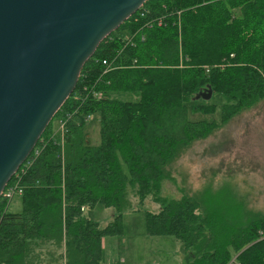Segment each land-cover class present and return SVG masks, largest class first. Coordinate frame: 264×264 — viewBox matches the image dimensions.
<instances>
[{
  "label": "trees",
  "instance_id": "trees-1",
  "mask_svg": "<svg viewBox=\"0 0 264 264\" xmlns=\"http://www.w3.org/2000/svg\"><path fill=\"white\" fill-rule=\"evenodd\" d=\"M208 87L211 99H196ZM262 101L264 0H148L100 43L7 185L18 182L20 210L0 198V264H101L103 240L147 199L160 208L144 212L146 235L175 238L186 264H264V214L230 190L161 192L186 149ZM218 108L219 123L189 120ZM95 206L113 211L107 225L84 216Z\"/></svg>",
  "mask_w": 264,
  "mask_h": 264
},
{
  "label": "water",
  "instance_id": "water-1",
  "mask_svg": "<svg viewBox=\"0 0 264 264\" xmlns=\"http://www.w3.org/2000/svg\"><path fill=\"white\" fill-rule=\"evenodd\" d=\"M148 0H0V198L100 43ZM210 87L196 99L209 101Z\"/></svg>",
  "mask_w": 264,
  "mask_h": 264
},
{
  "label": "rangeland",
  "instance_id": "rangeland-1",
  "mask_svg": "<svg viewBox=\"0 0 264 264\" xmlns=\"http://www.w3.org/2000/svg\"><path fill=\"white\" fill-rule=\"evenodd\" d=\"M127 101V94H114ZM220 102L219 97H214ZM191 121H220V109L211 116L189 115ZM54 130L59 120L53 122ZM91 146L100 142L99 124L92 118L86 125ZM171 181L163 182L162 196L180 199L199 196L225 188L245 208L264 214V101L242 111L221 129L205 140L194 142L168 167ZM135 203L134 200H132ZM159 206L150 199L143 206L122 216L120 236L107 237L102 245L101 264H186L190 258L183 254L181 245L170 236H148L145 233L144 212H158ZM9 210H20L15 197ZM111 209L101 206L86 209L84 216L101 226L111 220Z\"/></svg>",
  "mask_w": 264,
  "mask_h": 264
},
{
  "label": "built area",
  "instance_id": "built-area-1",
  "mask_svg": "<svg viewBox=\"0 0 264 264\" xmlns=\"http://www.w3.org/2000/svg\"><path fill=\"white\" fill-rule=\"evenodd\" d=\"M63 123L59 121V128L57 131H63ZM16 175V174H15ZM9 184V183H8ZM21 194V190L18 187V182L15 180L9 187H6L3 195L9 200V202L15 197ZM2 195V196H3Z\"/></svg>",
  "mask_w": 264,
  "mask_h": 264
},
{
  "label": "crops",
  "instance_id": "crops-1",
  "mask_svg": "<svg viewBox=\"0 0 264 264\" xmlns=\"http://www.w3.org/2000/svg\"><path fill=\"white\" fill-rule=\"evenodd\" d=\"M85 212V211H84ZM112 214H111V218H112V216H113V211L111 212Z\"/></svg>",
  "mask_w": 264,
  "mask_h": 264
}]
</instances>
